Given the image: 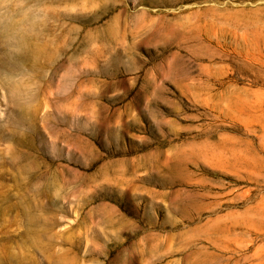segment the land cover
<instances>
[{
	"label": "rangeland",
	"instance_id": "obj_1",
	"mask_svg": "<svg viewBox=\"0 0 264 264\" xmlns=\"http://www.w3.org/2000/svg\"><path fill=\"white\" fill-rule=\"evenodd\" d=\"M0 264H264V0H0Z\"/></svg>",
	"mask_w": 264,
	"mask_h": 264
},
{
	"label": "clouds",
	"instance_id": "obj_2",
	"mask_svg": "<svg viewBox=\"0 0 264 264\" xmlns=\"http://www.w3.org/2000/svg\"><path fill=\"white\" fill-rule=\"evenodd\" d=\"M24 0H19V6H23Z\"/></svg>",
	"mask_w": 264,
	"mask_h": 264
}]
</instances>
